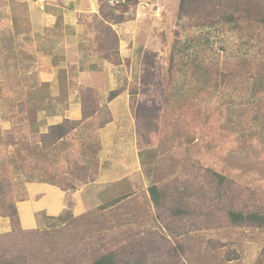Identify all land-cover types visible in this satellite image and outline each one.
<instances>
[{"label": "rangeland", "instance_id": "obj_1", "mask_svg": "<svg viewBox=\"0 0 264 264\" xmlns=\"http://www.w3.org/2000/svg\"><path fill=\"white\" fill-rule=\"evenodd\" d=\"M56 1L53 19L30 7L40 0H0V180L19 214H0V264H91L132 229L178 246L177 264H264V231L224 227L231 206L264 212V89L252 78L264 74V28L188 29L179 0H137L120 24L101 14H121L119 0H76V14L68 0ZM177 40L206 68L177 72L167 92ZM99 48L108 54L101 62ZM90 87L97 115L83 120L81 93ZM116 90L120 98L111 100ZM123 106L139 158L125 162L127 180L110 189L118 165L107 171L100 163L99 129L114 112L122 117ZM64 120L75 126L70 134L43 143L40 135ZM153 185L178 193L193 218H171L174 197L157 211ZM173 225L183 233L177 241L167 233Z\"/></svg>", "mask_w": 264, "mask_h": 264}, {"label": "trees", "instance_id": "obj_2", "mask_svg": "<svg viewBox=\"0 0 264 264\" xmlns=\"http://www.w3.org/2000/svg\"><path fill=\"white\" fill-rule=\"evenodd\" d=\"M105 1L108 2L109 0ZM119 1L124 3L121 4L124 9L118 16L113 14L114 11L107 12L105 9L101 10V14L105 17L104 19L112 22V24L125 22L126 19L124 18V14L128 12L127 7L130 3H137V0ZM178 19L180 21L185 20V23H188L187 28L192 30L212 29L217 26L228 25L233 29H237L239 32H244L242 25L246 24L248 25L246 27L247 30L256 32L257 29L264 28V0H179ZM182 26L184 27L185 25L183 24ZM107 27L112 33H114L109 25ZM176 34H179V31H177ZM190 49L191 44L187 41L182 42L177 40L175 42L169 58V64L165 68L164 74V84L167 92H169L168 90H170V87L174 84L177 72L179 73L185 69L187 71L188 68L194 74L205 72L206 67L203 64L199 63L197 59H192L187 56ZM96 54L97 55L95 56H98L100 59H104L108 55L106 51L102 50V48H99ZM262 62L264 63V60ZM117 65H120V63ZM206 72H208V69H206ZM254 77V85L256 84V87H262L264 89V74L256 73L252 75L253 79ZM206 90L207 86L198 89L197 92L203 93ZM83 91L84 92L81 93V96L83 95L82 102L83 104H88L87 106L83 105L82 107L83 120L84 118L92 119L94 115H97V109L92 106V104L97 106L96 98H94L93 95L95 93H93L94 90L91 88H86ZM121 91L122 90H116L111 92L110 99L114 100L120 95ZM170 98L171 95L169 93L164 96L165 104L170 101ZM165 104L164 110L167 107V105L165 107ZM72 123L73 122L69 120H64L62 123L49 126L48 132L40 135L43 143H50L49 147H51L60 140L66 138L75 127ZM219 178L220 184L222 185L224 178ZM148 191L157 207V211L162 212V207L168 206L174 197L176 205L173 206L172 210L169 212L172 216L171 218H178L179 223L185 216L193 218V209L190 211L186 210L191 208L178 193L174 192L169 194L168 189H160L157 185L150 186ZM113 201L109 205L105 204L100 206L98 210L104 212L116 203H120L121 199ZM15 204L16 202L7 196L5 186L0 180V214L6 217H11L13 221H18L19 214ZM258 210L260 209L244 210L231 206V208L226 211V219L229 225H225V229L234 230L235 228H247L264 231V212ZM180 229H182V227ZM167 230V233L173 236L176 241L181 235H183V233L177 232L178 229L174 225L168 227ZM132 231L133 233L129 234V237H127V234L124 232L119 233V236L115 239L116 243L114 246H116V248L110 249L108 247L109 251L104 252L100 247V252L94 253L91 264H177L175 258L177 256L176 251L178 246H175L172 243L169 244L167 238L164 239L165 243H157L155 238L156 234L154 233H147L146 235L143 234L141 236L140 232H136L133 229ZM137 234L141 236V238H137ZM163 248L166 249V252L169 251L173 256L165 255V253H163Z\"/></svg>", "mask_w": 264, "mask_h": 264}, {"label": "crops", "instance_id": "obj_3", "mask_svg": "<svg viewBox=\"0 0 264 264\" xmlns=\"http://www.w3.org/2000/svg\"><path fill=\"white\" fill-rule=\"evenodd\" d=\"M42 2H34L31 5H33V7H35L36 9H34V11H39V9H42L43 15L44 17L47 16V18L49 16H54L56 13V7L58 4L56 0H40ZM76 0H68V3H64L65 7H68L70 10H75L73 12V14L77 12V1ZM55 2V3H54ZM39 8V9H38ZM53 8V9H52ZM33 9V8H32ZM54 10V11H53ZM46 11L48 12V14L46 13ZM71 11V12H72ZM58 17H61V15H59ZM57 17V19H58ZM62 33L63 32V28H62ZM65 35V34H64ZM83 48V46H82ZM83 52V50H82ZM92 60V59H91ZM100 62L103 61L101 59H99ZM100 65V64H99ZM101 69V65L99 66ZM88 70V69H87ZM87 70H84L83 72L86 73ZM100 74V69L99 68H95V69H90V73L89 75L93 76H99ZM98 86V84H96ZM92 88V87H90ZM93 89V88H92ZM98 91L100 93H106L108 91V89L106 90V87L103 85L102 90L98 89ZM120 98V96H119ZM116 98V99H119ZM122 98V97H121ZM115 106V105H114ZM110 109V108H109ZM111 110V109H110ZM122 117H117V115L115 114V112L112 114V118H110V120H108L102 127H100L101 129H99V134H100V141H101V149L99 151V159H101L100 163L101 164H106L105 166L107 167V171H111V167L113 166H117L118 168L114 171L113 173L110 172V174H108V178L110 176H112V179H108L110 180L111 186L109 185L108 188L111 189V187H113V185H117L119 184V182H123L124 180H127L125 177V174L122 173V171L124 169H126V171H128L129 169L126 168L125 162H133L135 161V159H138V155L136 154L137 149H136V134H135V121L133 119V117H131V113H130V109L128 108V106H126V110L124 108V106L122 107ZM77 111V110H76ZM78 113V111H77ZM116 115V116H115ZM51 126V125H50ZM120 129V131H119ZM117 139V140H115ZM115 140V141H114ZM133 157V158H131ZM131 160V161H129ZM108 164L110 165L108 167ZM125 171V172H126ZM116 172H118L120 175H118ZM105 173L104 175L100 176L105 178ZM106 177V179H107ZM118 182V183H117ZM107 188H105L106 190Z\"/></svg>", "mask_w": 264, "mask_h": 264}]
</instances>
